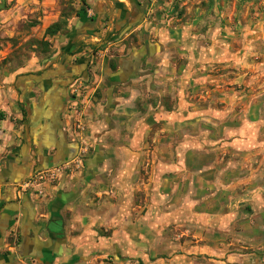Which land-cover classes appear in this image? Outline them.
Here are the masks:
<instances>
[{"label":"rangeland","instance_id":"374dc122","mask_svg":"<svg viewBox=\"0 0 264 264\" xmlns=\"http://www.w3.org/2000/svg\"><path fill=\"white\" fill-rule=\"evenodd\" d=\"M56 1L59 21L67 23L79 0ZM33 3L37 4L0 0V10L14 8L17 17L0 27V85L9 73L55 52L54 42L41 38L39 19L45 13L32 11ZM144 38L154 40L158 50L152 63L157 74L136 82V89L119 103L117 110L124 107L132 114L115 118L122 132L118 140L112 139L116 149L107 152L111 159L134 161L125 168L129 169L127 185L133 182L137 187L133 206L140 246L129 247L133 250L129 260L108 256L104 262L141 264L152 251L154 257L145 263L169 264L171 256L186 253L163 238L166 210H175L179 220L182 217L168 227L174 242L209 243L213 250L216 244L230 242L231 252L247 248L264 259V235L247 234L251 231L243 222L247 214L240 209L250 201L258 203L257 209L263 207L257 195H264V0H155L140 38L127 37L121 52L119 46L108 50L99 46L85 54L93 65L89 78L75 79L70 87L69 109L76 102L72 90L79 87L78 105L90 95L87 109L104 110L101 91L107 72L116 70L119 55L129 53ZM215 43L220 49L213 54ZM79 114L80 110L73 112V123ZM83 116L79 159L70 164L73 174L83 171L84 160L93 151ZM95 118L98 126L102 113ZM10 121L15 123V117ZM120 169L115 164L109 170L115 176ZM229 205L236 213L233 228L219 231L217 223L204 222L219 207L225 214ZM153 209L157 238L149 245L147 221ZM186 248L190 250L191 244ZM210 253L207 259L214 258Z\"/></svg>","mask_w":264,"mask_h":264},{"label":"crops","instance_id":"0c3cea01","mask_svg":"<svg viewBox=\"0 0 264 264\" xmlns=\"http://www.w3.org/2000/svg\"><path fill=\"white\" fill-rule=\"evenodd\" d=\"M154 1L79 0L77 11L51 36L47 29L59 22L57 1L27 0L37 2L32 11L45 13L43 20L39 19L43 22L41 38L54 42L56 49L42 62L29 61L9 73L0 85V264H106L103 259L108 256L120 262L129 260L131 248L140 246L133 206L137 187L133 182L127 185L129 169L125 168L133 166L134 161L111 159L107 152L116 149L112 139L118 140L122 132L115 118L132 114L124 107L117 110L119 103L136 89V82L157 74L152 63L158 50L152 39L144 38L129 53L119 55L114 71L107 67L109 59L105 61L106 71H111L101 91L105 108L98 112L86 109L83 116L93 140V151L85 158L83 171L47 185L43 195L20 192L16 187L35 171L70 165L79 159V130L72 122L69 90L75 79L89 78L93 61L85 54L99 46L107 50L119 46L121 52L127 37L140 38ZM81 11L83 14L78 15ZM15 14L14 8L0 10V27L16 21ZM217 44H213V54L220 49ZM100 112L102 121L96 126L95 117ZM10 117H15V123ZM18 120L20 126H16ZM115 164L120 165L121 174L113 176L109 169ZM257 196L263 207L257 209L258 203L250 201L240 209L247 214L243 221L251 230L247 234L264 235V195ZM256 213L262 215L254 221ZM165 214L163 238L170 246L175 244L186 251L171 256L169 264H264L263 257L247 248L231 252L230 242L216 244V250L199 241L174 242L168 227L179 218L175 210H166ZM235 214L232 205L225 214L219 207L209 214L211 218L205 216L204 222L217 223L219 231L228 230L236 223ZM156 223L153 209L147 221L149 245H154L157 238ZM189 244L190 250L186 248ZM210 252L215 256L207 259L206 255H213ZM150 256L154 257L152 251L141 264H148L145 261L149 262Z\"/></svg>","mask_w":264,"mask_h":264},{"label":"built area","instance_id":"2783aa9c","mask_svg":"<svg viewBox=\"0 0 264 264\" xmlns=\"http://www.w3.org/2000/svg\"><path fill=\"white\" fill-rule=\"evenodd\" d=\"M72 94L76 97L74 98V108L72 110L74 112H78L80 110V114L78 117H76V125L79 131H83V120L82 116L84 115L85 110L88 108V102L90 99V95H87L86 98L83 96V98L80 100L81 103H77L79 100V97L82 96V93L80 91V88L77 87L72 90ZM83 114V115H82ZM72 175V169L70 165H59L55 167H51L48 169H42L33 172L28 178H26L24 181L19 183L16 187V189L20 192H33L38 195H43L45 193V188L47 185H52L57 183L61 177L63 176H71Z\"/></svg>","mask_w":264,"mask_h":264},{"label":"trees","instance_id":"16d2710c","mask_svg":"<svg viewBox=\"0 0 264 264\" xmlns=\"http://www.w3.org/2000/svg\"><path fill=\"white\" fill-rule=\"evenodd\" d=\"M83 12H84V11H83ZM83 12H82V11H81V12H78V15H82ZM65 25H66V21H64V20L62 21V20H61V21L55 23L54 25L50 26V27L47 29V34L53 36V35H55L60 29H62L63 26H65Z\"/></svg>","mask_w":264,"mask_h":264}]
</instances>
